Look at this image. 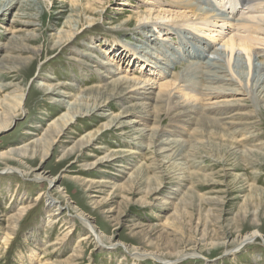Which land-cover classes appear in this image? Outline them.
<instances>
[{"label": "rangeland", "instance_id": "rangeland-1", "mask_svg": "<svg viewBox=\"0 0 264 264\" xmlns=\"http://www.w3.org/2000/svg\"><path fill=\"white\" fill-rule=\"evenodd\" d=\"M187 1L204 11L213 8L220 10L217 13H230L229 0H210L212 7L207 0ZM19 2L0 14V45L12 37L15 45L36 48L37 53L28 66L16 72L0 68V121L6 117L11 119L0 129V264H264V243L260 237H264V160L257 158L264 156V102L255 104L245 99L246 107L232 111L229 120L226 118L229 114L217 117L222 120L219 127L225 129L228 139L231 133L239 134L243 130L252 134L247 138L236 135L235 142L259 140L250 146L246 141L244 144L237 142L239 152L249 151V154L251 151V155L243 157L229 153L219 145L216 136L209 138L206 132L194 134L195 125L192 129L182 128L184 120L172 118L164 109L158 113L155 124L148 121V128L132 125L133 119L137 121L132 112L118 119L117 114L137 103L127 104L122 100L120 103L109 101L107 108L89 116L88 110L81 108L78 112L81 116H74L56 142L46 146L44 159L40 158L43 149L36 148V154H31L34 143L44 135L55 137L52 125L70 110L63 102L73 103L75 96L78 98L84 92V98L90 99L94 96L91 92L94 94V90L109 86L110 81L102 82L105 75L99 64L103 60L108 66L114 64L121 76L137 79L145 76L159 83L169 79L159 81L153 69L143 67L142 56L137 60L131 51L122 53V47L130 50L140 45L144 34L151 32V28L137 30L138 14H150L149 22L153 23L169 14L161 25L182 26L216 47V43L221 45L223 41L220 40L229 35L264 40V22L260 20L264 17V5L250 3V7L243 8L248 18L243 19L250 20L247 23L236 24L230 20L223 25V22L198 20L189 14L185 1L178 5L177 0ZM25 2L27 5L23 4ZM237 10L241 11L240 7ZM210 12L213 11L207 14ZM178 13H185V20L175 18ZM70 30L74 33L70 42L54 48L58 35ZM178 35L183 33L177 32L174 36L162 33L159 37V40H169L168 55L166 47L162 56L169 62V56L179 59L178 52L183 54ZM156 42L151 46L158 50L160 44ZM259 44H255L256 50H264ZM186 45V50L198 57L193 59L197 69L201 68L199 63L206 64L215 57L204 53L197 43ZM24 52L8 54L22 59L31 57ZM185 56L190 59L187 54ZM218 60L220 65L217 66L224 64L226 67L225 62ZM182 63L176 65L172 73L181 71L185 67ZM234 63L232 60L229 65L234 75L242 77L244 85L249 81L247 88L253 91L256 81L253 73L248 74L245 65L240 67ZM3 66L9 69L15 65L3 62ZM202 72L200 70L195 76ZM262 74L264 76V71ZM189 77L190 81L196 80L191 75L188 80ZM47 86H55L56 91L45 93ZM215 86L228 88L223 83H215ZM211 98L220 101L225 96L212 95ZM208 103L211 102L202 101L201 104ZM224 106L220 104L219 109H225ZM240 113L253 116L244 123L246 118ZM152 127L161 129L154 140L143 131ZM176 127L180 129L177 131ZM135 131L143 136L138 137ZM89 135L93 136L92 140L77 150L78 144ZM159 140L166 146L161 149L155 143L147 148L148 144ZM167 140L179 141L180 145L169 147L165 144ZM255 143L256 147L252 148ZM23 146L29 149L26 156L17 157L21 162L7 159L10 150ZM7 167L27 174H7ZM37 172L54 179V183L34 180ZM138 172L145 180L128 183ZM155 186L160 188L155 196H150L148 189ZM50 201L57 203L47 208ZM79 214L92 223L100 242L87 232L76 217ZM253 232L260 236L236 253H228L234 250L235 244L221 245L222 242H236L238 237ZM179 252L184 258H178ZM134 253L142 257H135Z\"/></svg>", "mask_w": 264, "mask_h": 264}, {"label": "bare ground", "instance_id": "bare-ground-1", "mask_svg": "<svg viewBox=\"0 0 264 264\" xmlns=\"http://www.w3.org/2000/svg\"><path fill=\"white\" fill-rule=\"evenodd\" d=\"M184 1L187 3L186 9H189V11H188L189 14H191L192 16H195L198 20H202V21L213 20L214 22H223L222 23L223 25L228 24L224 21H230V20H234L236 24L247 23L250 20L243 19V17L247 18V17H245L246 13L243 12V8L246 6H249L248 4H250V3H252L251 5H253V3H256V4L261 5V6L264 5V0H229V2H230V13H224V12H221V13L218 12L217 13V11H220V10H216V9L212 8V9H207L204 11L202 9L196 8L192 4V2H189L187 0H177V4L181 5L182 3H184ZM206 2L209 4V6L212 7V3L210 2V0H207ZM26 3H28V2H25L23 4L27 5ZM0 4H1L0 14L1 13L5 14L4 13L5 11L13 8L17 4H20V2H19V0H3V1H1ZM203 4H205V3H203ZM258 5L254 4V6H256V7H254V6L253 7L258 9V7H257ZM237 7H240L241 11H238V10L235 11V9ZM207 8H209V7H207ZM251 8H250V10H251ZM209 11H213V12H210L211 14L210 13L207 14ZM188 12L186 11V13H188ZM258 12H259V10H258ZM212 13H214V14H212ZM158 14H161V13H158ZM178 14H175V18H182V20L183 19L185 20V18H186L185 13H182L179 15ZM224 14H227V15H224ZM168 15H167V17L163 16L162 19L159 20V22L153 23V22H149V19L151 17L150 14H143V15L138 14L137 15L138 19H136L138 21L137 30L140 31V30H145V29L151 28V32L149 35L144 34V38H143V40H141L142 42L140 45L131 47L130 50H127L128 48L125 49L122 47L121 50H122V53L127 52V51L128 52L131 51L133 56H137V60H138V57L140 58V56H142V59H143L142 65L144 64L143 67L146 66L147 68L153 69L156 72V76L159 77V79H160L159 81H164V80H167L168 78L169 79L165 82L159 83V82H155L156 79L154 81L153 78L151 79L150 77L148 78L145 76H143L142 79L141 78L140 79L139 78L138 79L137 78H129L126 75L121 76V74L118 72V70L116 68H114V64H112L111 66H108V64L103 60V62L101 64H99L100 69L103 70V74L105 75V79L102 80V82L110 81L109 86L106 88H103V89L94 90V94H93V92H91L92 95H94V96H92L90 99L88 96H86V97H88V99L84 98V95H83L85 93L84 92L82 94V96H79L78 98H77V96H75L76 98L73 100L74 101L73 103L63 102V103H65L66 107H70V110L67 111V113H65L64 115H62V117L60 119H58L59 122H56L52 125L51 128H53L52 130H54L55 137L51 138L49 135H44V138L37 140L36 143H34L33 151L31 152L32 155L36 154L34 151L36 148H40V149H43V150H41V151H43V153L41 154L40 158L44 159L46 156V153H47L44 151L46 146L54 144L56 142L58 137L61 135L62 130L66 127L67 124L72 122L74 116H76V117L81 116V115H78V112L81 111V108L84 107L85 110H88V112H89L88 116H89V114H94L97 111H103L105 108H107L109 101H112L115 103H120L121 100H122V102L125 101V103H127V104H130L131 101L137 102V103H135V105L129 106V108L124 109L122 112L119 113V115L117 114V116H116L119 119V118H122L123 116H126L127 114H130V112H132L133 114L136 115L134 117L137 119V121L135 119H133L132 122L130 121L131 124L134 126L139 125V126H143L144 128H148L146 126L148 121L152 120V122H154L153 124H155L158 113H160L164 109V111L167 113V115H171L172 118H174V119L175 118H177V119L181 118L182 120H184V121H182V126H183V127L181 126L182 128L189 127L190 129H192L191 126L195 125V129H192L194 134L197 135V133L203 134L206 132L208 134L209 138L212 136H216V138L220 141L219 145L223 146L225 149L227 148L229 153L230 152L232 154L234 153L235 155H237L239 157L251 155L250 154L251 151L249 154H247L249 151H247V153H241V152H239V150L237 148L238 147L237 142H240L239 144H244V142L247 139H245L244 141L236 140V142L233 139L236 137V135L240 136V138H247L252 133H247V131H246V133H244L243 130L239 134H237V132H234V131H233L234 132L233 134L231 132H229L232 135V137L230 138L231 140H230L226 136V132L224 131L225 129L223 128L224 129L223 130L219 127V124H222V120H217V117H218V115L222 117L226 114H229L228 117L226 116V118L229 120L230 113L232 111L234 112L235 110H242L246 107V104H248V103L244 104L245 99H248L247 102L249 101L250 103H255V104H258L260 102L261 103L264 102V76L262 74L264 71V50H259V49L256 50L257 47L255 48V46H256L255 44H257V43L258 44L260 43L259 45L264 46V40L262 38L256 39L254 37L255 36L254 34H252L254 38H248V36H246L247 34L245 35L246 37H241V38H240V35L238 36L239 38L229 35L230 37H228L226 39L222 38L220 40V42L223 41L221 43V45L219 43H216L215 44L216 47H213L212 44H209L205 41L206 40L205 38L201 39L199 36H196V35L190 33L188 30H186L187 28L186 29L181 28L182 26L181 27H175L174 23L171 25H161L160 22L165 20V19H168ZM259 18H261V17H259ZM252 19H255V17H253ZM260 20H261V22H264V17L262 16V18ZM202 21H200V22H202ZM254 21H256V20H254ZM208 23H209V21H208ZM22 25H25V23H22ZM240 27H242V26H240ZM240 27H239V29H240ZM177 32L183 33V35H178V37H179L178 41H180L179 44L182 47L181 51H183V54H180V52H178L180 55L179 59L178 58L175 59L174 55L169 56V59L171 60V62H169L168 59H163L162 56L164 55V51H165L166 47H167L166 54L168 55V50H169L171 45H168L169 44L168 39L163 38V40H159V37L161 36L162 33H168V36L169 35L174 36V34ZM254 32H255V30H254ZM249 34L250 33L248 32V35ZM73 35H74V33L72 30H70L69 32L66 31V32L62 33L60 36L58 35V38H57L58 40L54 43V48H57V46H60V45L64 44L65 42H66L65 44L70 42L69 40L73 37ZM252 35H251V37H252ZM60 38H63V40ZM258 38H260V37H258ZM186 40H188L187 43H189V44L195 45L197 43L199 46H202V51L204 53L214 54L215 57L213 56L214 58L212 57L213 58L212 60H210V59L207 60L206 64L198 62L199 66H201V68L200 69L195 68L194 64L196 62H193V59H196L198 57L191 54V53H193L192 51L186 50V47H187ZM11 41H12V37H11V40H9V41L7 40L6 43L0 45V53H2V55H0V68L2 69V67H3V69H6L8 72H16V70H20L21 68L26 67L30 64L32 56H34L37 53V49L26 47L24 44L23 45L21 44L18 46V45H15V43L11 42ZM158 41L160 43H158ZM155 42L157 43V45L160 44L158 50H155L151 46ZM261 43H263V44H261ZM198 45H197V48H198ZM196 50L197 49L195 48V51ZM24 51H26V52H24ZM9 52H15V53H23L24 52L25 54L31 55V57H27L24 59H22L20 57H12L13 55L8 54ZM155 52H156L157 56H155ZM185 53L187 54L188 57H190V59L185 56L186 55ZM218 59H221L223 62H225V65L227 68L224 67V64H222V67L217 66V64H219V62H220ZM4 60H6V61H4ZM232 60L235 62L234 64H236L237 66L243 67L245 65L246 66L245 68H246L248 74L250 73V75H251V73H253L252 75L256 79L255 85L253 86V91H249V89L247 88V86H249V84H250V83H248L249 81H247L246 85H244L243 81L241 79L242 77L237 78L234 75L233 71L231 70V67H229L230 62ZM259 60H262V61H259ZM174 61H176V62L174 63ZM3 62H4V65H6L8 62H11L15 66H12V68L7 69V68H5V66H3ZM182 62H184L185 67H183L182 70L179 71L178 73H176V72L172 73V70L176 69L175 68L176 65H178V64L182 65L183 64ZM146 67H145V70H146ZM142 69H141V71H142ZM200 70L204 71V72L197 75V77H196L195 75L198 74V72H200ZM240 72H241V70H240ZM243 73H244V71H243ZM189 75H191L192 78L196 77V80L190 81V77L188 80ZM161 79H163V80H161ZM215 83H217V84L223 83L228 88L222 89L223 88L222 86H221L222 88L216 87V86H215L216 88H214L213 86L215 85ZM44 91H45V93L48 94L52 91H56V87L55 86H47L44 89ZM212 95L213 96L223 95V96H225V98H223V100L219 101V98L218 99L211 98ZM17 100H18V98H17ZM19 100H20V97H19ZM5 101H4L5 105L8 106L9 103H7ZM202 101H208V102L210 101L211 103H208L207 105L205 104L206 105L205 106V105L201 104ZM15 102H16V100H15ZM89 103H91L90 106H88ZM220 104H222V105L225 104V106H224L225 109H223V110H226V112L223 111L222 109H219ZM14 107H17L16 103L14 104ZM13 109L15 110V108H13ZM138 109H140L141 111H137ZM240 114H243L242 116H244V118H246L244 123L247 122V118L250 119V117L253 116L252 114H249V115H246L245 113H240ZM239 116H241V115H239ZM233 117H234V115H233ZM9 120H11L10 117H6L3 120H1L0 121V129L4 128V126H6L8 124ZM115 120H117V119H115ZM112 124H113V122H112ZM226 124H228V122ZM232 124H235V123H232ZM115 125L116 124H114V128H115ZM235 125L238 126V124H235ZM106 126H108V125H105L104 127H106ZM178 126H179V124H178ZM222 127H223V125H222ZM227 127L225 126V128H227ZM246 127L247 126L245 125V128ZM177 129H180V128L176 127L175 130H177ZM164 130H166V129L164 128ZM175 130H173V131H175ZM232 130H230V131H232ZM138 131H142V130H138ZM138 131H135V132L138 133ZM143 131H147V133H149L148 135H150V139L154 140L155 136H156V138H158L159 133L161 132V129L158 127H155V128L152 127L151 129L149 128V130L145 129ZM162 131H163V129H162ZM169 131H167V132H169ZM138 134L137 135L139 137L141 134L140 133H138ZM141 136H143V135H141ZM92 138H93V136L89 135L84 141L80 142L77 146V150H79L83 145H87L88 142L90 140H92ZM212 140H214V139H212ZM256 141L258 142L259 140L253 138V140L251 142L246 141V144H248V145L250 143L253 144ZM168 142L165 144H167V146H169V147H174L173 145H176L177 143H178V145H180L179 141H172L169 143ZM155 143L159 144L161 149L163 146H166L163 143H161L159 140V142L154 141L153 143L148 144L147 148H150ZM258 144H260V143H258ZM181 146H182V144H181ZM254 147H256V143L252 148H254ZM180 148H182V147H180ZM252 148H249V149L251 150ZM261 148H262V146H261ZM28 149L29 148H27V146L12 149L8 152L9 157H8V155L6 157H8L7 159L19 161V158L17 159V157L26 156L28 154ZM36 151H37V149H36ZM255 155H257V154H255ZM257 158L259 160L260 159L264 160V156H261V155L258 156ZM19 162H21V161H19ZM221 163H222V161H221ZM167 164H169V162ZM171 166H172V164H171ZM165 170H166V168H165ZM5 171L7 174H13V173L17 174L18 173L20 176H24V174H27L25 171L15 169V168H8V167H7V170H5ZM139 173L140 172H138L137 174L135 173L136 176L133 178V180H131V179L128 180V183L132 184V183H134L135 180H145L143 177L144 175L142 173H140V174ZM34 180H36V181H48L49 183H54V179H47L46 175L44 173H41V172H37V175L35 176ZM159 188H160V186H155L153 189L149 188L148 193H150V196H153V195L155 196V194L158 192ZM148 193H147V195H148ZM184 202L187 203L188 201L185 200ZM53 203H57V202H51L50 205L47 204V208L51 207V205ZM21 208H23V207H21ZM56 208H57V206H56ZM56 210H58V209H56ZM54 212H56V211H54ZM54 214L55 213H52V215H54ZM51 217H53V216H51ZM76 217L82 223V225L86 228L87 232L93 237V239L96 240L97 243L100 242L99 241L100 236L98 235V233H97L95 227L92 225V223L86 217L82 218L80 214L77 215ZM253 223H255V225H256V218L253 219ZM258 235L260 236V234L255 233V232L249 233V234H247L241 238L238 237L239 239L237 238L238 241H236V242L234 240H232L231 242H228V241L222 242L221 245L226 246L229 244H232V245L235 244L234 250L231 252L230 251L228 252L230 254H233L232 252L236 253L237 251L242 249L247 244H250L251 242H253L255 237H257ZM260 237L262 238V241L264 243V237H262V236H260ZM115 245H118V244L116 243ZM231 248H233V247H231ZM125 249H127V248H125ZM145 254H146V252H145ZM134 256L135 257H142V255H136L135 253H134ZM144 256H146V255H144ZM149 256L151 257V255H149ZM176 256H178V255H176ZM192 256H194V255L192 254ZM179 257L184 258V255L181 254L178 256V258Z\"/></svg>", "mask_w": 264, "mask_h": 264}]
</instances>
